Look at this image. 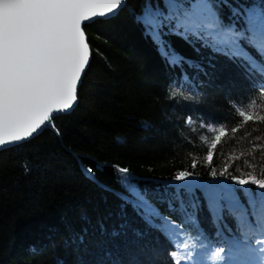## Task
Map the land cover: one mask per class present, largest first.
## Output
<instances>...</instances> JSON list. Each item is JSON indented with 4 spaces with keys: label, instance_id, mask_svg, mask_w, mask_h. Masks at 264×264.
<instances>
[{
    "label": "trees",
    "instance_id": "obj_1",
    "mask_svg": "<svg viewBox=\"0 0 264 264\" xmlns=\"http://www.w3.org/2000/svg\"><path fill=\"white\" fill-rule=\"evenodd\" d=\"M164 2L128 0L115 18L85 26L92 60L77 108L0 153V264H172L173 244L159 221L149 225L133 206L129 183L181 226L194 260L224 264L212 253L223 247L226 256L227 242L242 238L223 196L229 189L264 191L231 179H259L264 171V121L245 123L238 115H264L261 80L192 37L166 33L163 40L187 61L170 64L137 21L146 6L163 10ZM208 2L218 6L223 25L236 28L247 27V9H264V0ZM221 127L227 134L212 149ZM179 171L192 173L183 192L177 185L186 182L174 180ZM236 195L254 220L259 201L250 206L243 192Z\"/></svg>",
    "mask_w": 264,
    "mask_h": 264
},
{
    "label": "snow or ice",
    "instance_id": "obj_2",
    "mask_svg": "<svg viewBox=\"0 0 264 264\" xmlns=\"http://www.w3.org/2000/svg\"><path fill=\"white\" fill-rule=\"evenodd\" d=\"M122 3L123 0H0V147L32 137L51 122L53 113L73 106L78 83L91 55L82 25L92 18L114 13ZM216 7L208 0H196L195 3L165 0L163 10L146 6L137 21L154 41L160 42L170 64L176 66L187 61L168 46L163 40L164 35L192 37L203 47L224 53L256 73L261 80L258 95L264 96V9H247V27L236 28L223 25ZM234 16L239 19L242 13L236 11ZM249 48L257 53L259 61ZM238 115L245 123L254 119L264 121V115L254 116L245 110H239ZM218 131L212 149H216L221 137L227 134L223 127ZM212 159L213 152L208 151L206 161L211 164ZM228 166L220 175L227 174ZM192 167H196L195 161ZM86 171L91 173V169ZM118 171L127 173L128 169L119 168ZM211 174L216 176L217 172L213 169ZM191 175L189 171H179L174 176L175 181L186 182L177 185L182 192L190 188L187 178ZM231 179L239 185L252 184L264 190V171L259 179L254 173H242ZM127 188L133 206L146 223L152 225L157 220L161 230L166 232L175 249L169 253L172 264H204V261L193 259L191 245L188 239L182 238L180 225L160 215L133 185L129 183ZM237 191L243 192L250 206L259 201L262 210L259 214L252 213L254 220L249 218ZM211 195L218 197L216 193ZM223 198L242 238L227 242L226 256H222L225 249L221 247L212 253L211 259H223L224 264H264V191L229 189ZM212 206L216 208L218 218L217 199H213ZM254 236L259 239H250ZM234 252L242 259H233Z\"/></svg>",
    "mask_w": 264,
    "mask_h": 264
},
{
    "label": "water",
    "instance_id": "obj_3",
    "mask_svg": "<svg viewBox=\"0 0 264 264\" xmlns=\"http://www.w3.org/2000/svg\"><path fill=\"white\" fill-rule=\"evenodd\" d=\"M127 2H128V0H123V3H122V5L120 6V8H118L114 13L108 14L106 17H95V18H92L90 21H86V22H84V24L82 25L83 30H84V27H85V26L90 25V24H92V23H94V22H96V21H99V20L106 21V20H110V19L115 18V17L120 13V11H122V10L126 7ZM86 37H87V36H86ZM90 51H91V50H90ZM91 60H92V54L90 55L89 63H88L87 67L85 68V70H84V72H83V74H82V76H81V80H80L79 83H78V87H77V96H78V91H79V89H80V87H81V84H82L83 78H84V76H85V74H86V72H87V70H88V68H89V66H90ZM77 106H78V97H77L76 102L73 104V106H72L70 109L65 110V111H60V112H55V113H53L51 121L54 120L55 118L60 117V116H65V115H69V114H71V113L76 109ZM48 124H49V123H46V125H45V126H42L41 129H39V130L37 131V133H34L32 137L27 138V139L24 140V141H20V142L12 143V144H7V145H4L3 147H0V153L3 152V151L9 150V149H11V148H13V147H15V146L23 145V144H25V143H27V142H30L31 140L35 139L36 137H38L39 135H41V134L43 133V131L45 130V128H46V126H47Z\"/></svg>",
    "mask_w": 264,
    "mask_h": 264
},
{
    "label": "bare ground",
    "instance_id": "obj_4",
    "mask_svg": "<svg viewBox=\"0 0 264 264\" xmlns=\"http://www.w3.org/2000/svg\"><path fill=\"white\" fill-rule=\"evenodd\" d=\"M76 108H77V107H76ZM55 119H56V118H55ZM52 121H53V120H52ZM52 121H51V122H52ZM47 126H48V125H47ZM47 126H46V127H47ZM43 132H44V131H43ZM39 136H40V135H39ZM36 138H37V137H36ZM27 143H28V142H27ZM15 147H16V146H15ZM13 148H14V147H13ZM9 150H10V149H9ZM6 151H7V150H6ZM3 152H4V151H3Z\"/></svg>",
    "mask_w": 264,
    "mask_h": 264
},
{
    "label": "rangeland",
    "instance_id": "obj_5",
    "mask_svg": "<svg viewBox=\"0 0 264 264\" xmlns=\"http://www.w3.org/2000/svg\"><path fill=\"white\" fill-rule=\"evenodd\" d=\"M235 260H239V258H236Z\"/></svg>",
    "mask_w": 264,
    "mask_h": 264
}]
</instances>
